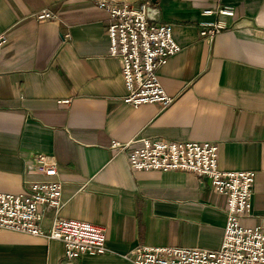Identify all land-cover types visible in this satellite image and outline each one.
<instances>
[{"label":"crops","instance_id":"1","mask_svg":"<svg viewBox=\"0 0 264 264\" xmlns=\"http://www.w3.org/2000/svg\"><path fill=\"white\" fill-rule=\"evenodd\" d=\"M117 1H147L152 19L173 26L181 51L159 70L173 99L166 109L126 102L100 0H0V192L26 193L43 179L26 174L35 156H53L59 216L104 228L108 249L69 261L59 241L1 230L0 264H133L137 246L219 250L228 196L193 173L133 171L129 153L143 138L213 142L220 170L255 172L253 210L241 221L264 228V0ZM217 6L235 17L202 14ZM44 11L55 17L40 20ZM217 21L227 28L201 37L200 24ZM115 142L131 145L117 152ZM56 215L44 210L45 228Z\"/></svg>","mask_w":264,"mask_h":264},{"label":"built area","instance_id":"2","mask_svg":"<svg viewBox=\"0 0 264 264\" xmlns=\"http://www.w3.org/2000/svg\"><path fill=\"white\" fill-rule=\"evenodd\" d=\"M110 16L107 26L109 56L119 60L127 90L126 102L139 107L160 104L168 108L173 99L159 80V70L181 51L173 34V26L151 18V3L136 5L129 1L100 0ZM204 16L235 17L232 6L204 9ZM55 15L44 11L40 20ZM227 26L222 22L200 24L204 39L214 41ZM7 37L0 34V61ZM69 100L59 102L68 105ZM129 153L133 171H181L206 177L213 190L228 196L227 223L219 250L186 247L137 246L128 254L133 264H264V228L248 227L242 218L253 210L256 173L252 171H224L218 166L219 147L204 141H161L143 138ZM130 144L115 142L112 146L122 152ZM29 176L43 179L28 182L24 194L0 192V231L11 230L59 241L64 245L66 260H75L85 254H105V229L90 222L59 216L63 202V182L59 178L57 160L48 154H37L35 164L26 170ZM54 209L56 217L50 228L44 225V210Z\"/></svg>","mask_w":264,"mask_h":264},{"label":"water","instance_id":"3","mask_svg":"<svg viewBox=\"0 0 264 264\" xmlns=\"http://www.w3.org/2000/svg\"><path fill=\"white\" fill-rule=\"evenodd\" d=\"M153 3H156L157 2V0H151Z\"/></svg>","mask_w":264,"mask_h":264}]
</instances>
